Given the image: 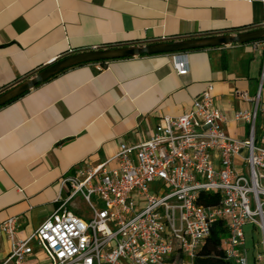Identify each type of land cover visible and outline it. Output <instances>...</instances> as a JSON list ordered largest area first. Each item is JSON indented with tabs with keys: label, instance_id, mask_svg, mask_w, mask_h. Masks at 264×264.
<instances>
[{
	"label": "crops",
	"instance_id": "crops-1",
	"mask_svg": "<svg viewBox=\"0 0 264 264\" xmlns=\"http://www.w3.org/2000/svg\"><path fill=\"white\" fill-rule=\"evenodd\" d=\"M264 26L261 0H0V94L73 53L190 37L236 34ZM80 64L0 107V225L18 218L26 238L57 209L60 181L113 156L120 143L148 140L163 115L189 111L210 82L228 118L224 130L242 138L234 120L241 89L255 94L264 67L261 41ZM17 188L22 189V191ZM28 264L45 261L41 248ZM11 240L0 233V264Z\"/></svg>",
	"mask_w": 264,
	"mask_h": 264
},
{
	"label": "built area",
	"instance_id": "built-area-1",
	"mask_svg": "<svg viewBox=\"0 0 264 264\" xmlns=\"http://www.w3.org/2000/svg\"><path fill=\"white\" fill-rule=\"evenodd\" d=\"M176 54L174 69L186 75L188 60ZM234 94L251 104L233 117L246 125L244 137L224 130L228 118L208 83L189 111L163 115L148 140L120 143L105 162L65 175L68 195L59 193L57 209L32 235L19 237L17 217L3 221L0 233L12 242L7 262L28 264L37 243L48 264H194L224 221L226 259L264 263V67L255 94ZM204 193L220 194V204L201 203ZM77 197L90 215L73 211ZM248 223L262 232V251L248 248Z\"/></svg>",
	"mask_w": 264,
	"mask_h": 264
},
{
	"label": "water",
	"instance_id": "water-1",
	"mask_svg": "<svg viewBox=\"0 0 264 264\" xmlns=\"http://www.w3.org/2000/svg\"><path fill=\"white\" fill-rule=\"evenodd\" d=\"M264 39V26L236 34L190 37L177 41H159L145 45H121L104 49L81 51L68 55L0 94V107L27 93L40 83L73 66L160 53H179L192 49L247 44Z\"/></svg>",
	"mask_w": 264,
	"mask_h": 264
},
{
	"label": "trees",
	"instance_id": "trees-1",
	"mask_svg": "<svg viewBox=\"0 0 264 264\" xmlns=\"http://www.w3.org/2000/svg\"><path fill=\"white\" fill-rule=\"evenodd\" d=\"M200 200L204 205H218L221 202V196L217 193H204L200 196ZM227 236L228 231L224 221L214 224L194 264H234L225 256L223 239Z\"/></svg>",
	"mask_w": 264,
	"mask_h": 264
},
{
	"label": "rangeland",
	"instance_id": "rangeland-1",
	"mask_svg": "<svg viewBox=\"0 0 264 264\" xmlns=\"http://www.w3.org/2000/svg\"><path fill=\"white\" fill-rule=\"evenodd\" d=\"M76 205H77V209L72 208L74 212H76L77 214H85V215H90V209L88 207V205L82 200L81 197H77L76 198ZM96 206H99V203H96ZM245 234H246V238H247V246L248 248H250L251 250L254 249L255 245H260L261 247V251H262V245H261V241H262V232L260 231V229L256 228L254 224L252 223H248L245 226ZM42 264H46L45 261H42ZM251 264H256L254 263V261H251ZM260 264H264L263 262H261Z\"/></svg>",
	"mask_w": 264,
	"mask_h": 264
}]
</instances>
